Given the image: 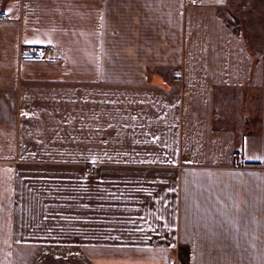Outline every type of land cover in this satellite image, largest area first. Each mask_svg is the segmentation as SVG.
<instances>
[{
    "label": "crops",
    "instance_id": "1",
    "mask_svg": "<svg viewBox=\"0 0 264 264\" xmlns=\"http://www.w3.org/2000/svg\"><path fill=\"white\" fill-rule=\"evenodd\" d=\"M0 11V264H264V24L234 0Z\"/></svg>",
    "mask_w": 264,
    "mask_h": 264
},
{
    "label": "rangeland",
    "instance_id": "2",
    "mask_svg": "<svg viewBox=\"0 0 264 264\" xmlns=\"http://www.w3.org/2000/svg\"><path fill=\"white\" fill-rule=\"evenodd\" d=\"M234 3L238 6L239 10L243 11L241 16L245 30H251L255 25L254 23H256L258 27L261 26V23L264 24V17H262L264 15V0H234ZM71 260L69 254H65L64 252L59 259H56L54 262H47V264H76Z\"/></svg>",
    "mask_w": 264,
    "mask_h": 264
},
{
    "label": "built area",
    "instance_id": "3",
    "mask_svg": "<svg viewBox=\"0 0 264 264\" xmlns=\"http://www.w3.org/2000/svg\"><path fill=\"white\" fill-rule=\"evenodd\" d=\"M204 0H183L185 4H199L202 3ZM5 18V13L0 11V21H2ZM30 57L39 59L41 61L46 59L45 50L41 47L35 46L31 49ZM233 156H236V153H233ZM92 169V168H91ZM91 169L87 170V173L92 172Z\"/></svg>",
    "mask_w": 264,
    "mask_h": 264
}]
</instances>
